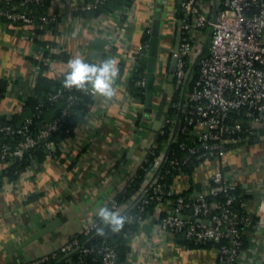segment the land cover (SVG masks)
Returning <instances> with one entry per match:
<instances>
[{"label":"crops","instance_id":"obj_1","mask_svg":"<svg viewBox=\"0 0 264 264\" xmlns=\"http://www.w3.org/2000/svg\"><path fill=\"white\" fill-rule=\"evenodd\" d=\"M76 1L50 0L48 11L58 18L51 30L0 18V77L9 80L0 99V116L11 118L23 113L25 99L42 71L40 64L48 66L43 74L49 78L63 77L69 70L68 61L76 56L95 63L114 58L118 67H124L122 71L119 68L113 97L92 93L85 117L74 126L71 136L59 142L57 157L33 161L16 180L4 179L0 186V264H23L48 256L73 235L82 236L99 207L117 198L137 173L150 153L156 123L168 115L179 117V109L170 112L177 92L168 80L180 34L179 0H135L134 5L131 2L114 10L85 14L72 11ZM151 5L155 7L152 15ZM126 8L131 12L125 13ZM157 12L161 19L159 46L168 51L159 53L152 112H147L144 102L135 97L131 100L128 85L133 62L142 54L145 33L151 35ZM194 46L208 53V31L198 32ZM58 50L67 56L52 57ZM164 71L168 72L165 82ZM135 114L138 116L134 118ZM260 131L262 137L233 146L219 159L198 164L192 175L178 173L172 183L192 194L220 169L248 196L243 208L257 216L264 213V126ZM138 190L120 203L131 207ZM156 211L147 213L130 234L125 260L120 264L223 263L216 248H187L177 235L164 233ZM41 230L43 233L35 236ZM245 232L251 261L244 264H264L263 228L254 226Z\"/></svg>","mask_w":264,"mask_h":264},{"label":"built area","instance_id":"obj_2","mask_svg":"<svg viewBox=\"0 0 264 264\" xmlns=\"http://www.w3.org/2000/svg\"><path fill=\"white\" fill-rule=\"evenodd\" d=\"M47 1L21 0V3L13 7H0V17L14 23L48 26V30H51L57 24V14L38 15L37 10L28 12L21 8L31 3L43 6ZM107 1L109 0H78L72 11H90ZM134 1H131L133 5ZM179 4L180 48L176 54L173 81L179 95V100L173 103V107L179 109V117L175 119L167 116L159 121L150 149L152 154L156 153V149H159V153L155 155L148 176L134 196L136 200L132 204L141 199L142 210L151 200L154 201L156 219L164 233L174 237L182 233L185 238L196 243L225 240L219 247H214L218 251L219 260L225 264H244L251 261V258L247 254L249 249L242 247L241 226L251 225L253 214L246 209L244 214H240L232 207L237 202L245 206L242 193H228L239 187L238 182L230 180L222 170L217 169L202 184L201 189L187 194L176 182L168 180L165 174L170 173L171 168H177L179 173L189 175L185 166H197L208 160L219 159L233 146L245 145L262 137L264 0H179ZM130 8H126L125 13L131 12ZM154 13L155 7L151 5L150 14ZM205 30L209 33L208 53H202L200 49L197 51L194 46L198 32ZM143 47L141 55L147 57L149 43ZM53 51L55 50L51 49ZM136 65L137 59L133 62L132 69ZM167 76L168 72L164 71L163 82L167 81ZM137 84L145 87L146 73ZM63 90L59 89L51 97L59 98ZM85 91L93 93L90 86ZM130 98L133 100L134 97L131 95ZM69 100L74 101V97L71 95ZM67 113L68 106L53 121L45 122L36 134L30 132L31 119L18 127L0 124L1 132L10 136H22L15 145L0 144V161L9 165L13 159H21L27 150L36 145L45 147L47 157H57L59 143L50 139V136L57 131ZM137 116L135 114L134 118ZM158 134L167 135V139L157 141ZM173 143L178 146L173 153L177 155L169 158L168 150ZM179 151L182 152L180 156ZM222 194L224 196L220 198ZM129 205L121 204L114 197L107 202V206L118 209L121 215ZM255 216L258 219L253 226L264 230V213L260 212ZM132 218L129 215L125 220L130 222ZM107 226L109 225L96 215L91 223L84 226L82 233L90 241ZM87 242L81 241L78 235H73L59 251L23 264H45L50 258L64 260L68 264H84V256L92 253L99 256L101 264H120L116 247L107 239L94 244ZM75 253L80 254L78 259L69 260Z\"/></svg>","mask_w":264,"mask_h":264},{"label":"trees","instance_id":"obj_3","mask_svg":"<svg viewBox=\"0 0 264 264\" xmlns=\"http://www.w3.org/2000/svg\"><path fill=\"white\" fill-rule=\"evenodd\" d=\"M89 1V0H86ZM132 0H109L101 5H99L96 9L90 10V11H80L77 13L85 14L88 12H99L102 9H110L114 10L115 8H118L122 4L129 5ZM50 0H48L43 6L36 5L35 3L28 4L27 6H22L21 8L28 11H36L38 12V15L40 14H48L50 15L48 11V3ZM21 3V0H12L9 2H2L0 3V7L2 8H10L14 5H17ZM1 19H6L4 17H0ZM7 20V19H6ZM11 22V21H10ZM39 23V22H38ZM44 26V25H43ZM48 27V26H45ZM150 33H145L144 36V42L147 43L149 40ZM66 55V52L61 51L58 53H53L52 57L54 58H64ZM93 62V61H89ZM95 63V62H93ZM146 65H147V58L143 55H140L137 59V65L134 67L132 74L130 76L129 80V88L131 95L135 97L136 99H139L141 102H145V87H142L137 84L138 80L143 78L145 76L146 71ZM41 66V72L36 76V82L33 88V92L25 99L24 104V111L22 114L14 115L11 118H8L6 116H0V124H10L12 126L18 127L25 123L27 119H31V122L29 124L30 132L33 134H36L39 130V128L45 123L53 121L57 116L61 114L64 108L68 106V113L65 116L64 121L61 123L57 131H55L51 136L50 139L54 140L57 144L64 138H67L73 134L74 126L82 120L90 105L92 104V93H86L83 89H66L62 83L63 77L60 78H49L43 74V70L46 69L48 66L46 64H40ZM120 71L124 69L123 65L119 66ZM9 84V80L6 77H0V99L5 95L7 90V85ZM59 89H64L62 95L57 98L53 99L51 96L56 93ZM74 97V101L70 102L69 97ZM179 100V95L176 94L175 101ZM177 107H173L170 109V112L177 111ZM172 115V114H171ZM169 116V115H168ZM22 136L15 135L10 136L0 131V144L3 143H9L11 145H15ZM167 139V135L165 134H158L157 141L162 142ZM177 144L173 143L169 148V158H173L176 149ZM172 149V150H171ZM156 153L152 154L149 153L146 157V160L143 163V166H140V168L137 170V173L132 178V181L129 183L130 185L127 186V188L120 193L116 200L118 202L123 201V199L129 197V195L137 189H140L143 179L146 178L147 174L149 173V169L152 166V163L155 159V155L159 153V149H156ZM173 151V152H172ZM57 153V150H56ZM178 153V152H177ZM182 152L179 151L178 156H180ZM47 157V150L43 145H36L29 150H27L23 157L19 160L13 159L9 165H6L0 161V186H2L4 179H10V180H16L22 172L27 170V168L33 163V161L41 162ZM196 165L192 164L191 166H185L184 169L189 172V174L192 175ZM164 171V170H163ZM179 173V170L177 168H171L170 173L165 174L166 178L172 182V178ZM135 192V191H134ZM229 194H239L242 193L241 189L238 187L235 191H229ZM243 200L247 198L248 196L243 194ZM224 194L220 196V198H223ZM142 200L139 199L138 202L128 209L125 210L123 216L127 217L131 215L133 218L132 220L126 221L124 219L123 226L119 229V231L115 232L113 228L109 225L103 230V232H100V234L96 235L95 239L90 241H84L87 242V244L90 243H96L102 239H107L111 244H113L116 247V250L118 252V259L119 263L125 260V255L128 251V245L127 240L129 239L130 234L134 233L138 227L141 220L144 219V217L147 215V213L152 212L155 209L156 203L154 201H150L149 204L146 205L144 209H140ZM234 209L239 211L240 214H244L245 208L240 205L239 202L234 203L232 206ZM258 218L253 215V223L249 226H241V239L243 241V248H247V238H246V230L253 229V225L256 222ZM80 235V236H79ZM80 240H85V236L81 234H78ZM177 238L180 242L184 243V245L187 246V248H194V247H219L221 244L225 243V240L221 241H208L205 243H196L193 242L187 238L182 233L177 234ZM80 254H72L69 257V260L76 261L78 259V256ZM84 264H101L100 258L97 254L92 253L84 256ZM45 264H68L64 260H56L50 258Z\"/></svg>","mask_w":264,"mask_h":264},{"label":"clouds","instance_id":"obj_4","mask_svg":"<svg viewBox=\"0 0 264 264\" xmlns=\"http://www.w3.org/2000/svg\"><path fill=\"white\" fill-rule=\"evenodd\" d=\"M69 70L65 72L63 85L65 88H77L100 93L111 98L115 95L114 82L119 75V67L114 58H108L99 63L89 62L82 56H76L68 61ZM97 215L113 230L118 231L125 217L118 209L107 205L99 207Z\"/></svg>","mask_w":264,"mask_h":264},{"label":"water","instance_id":"obj_5","mask_svg":"<svg viewBox=\"0 0 264 264\" xmlns=\"http://www.w3.org/2000/svg\"><path fill=\"white\" fill-rule=\"evenodd\" d=\"M179 14L181 15V6H179ZM160 13H156L151 29V35L149 38V48H148V57H147V65H146V85H145V111L152 112V100H153V93H154V86L157 78V67L159 61V53L168 51L166 48H161L159 46V33H160ZM180 48V39L175 43L174 46V56L172 57L171 64H170V74L168 80L173 82L174 80V72L176 70V63H177V53ZM156 124H160L158 121ZM44 230H41L35 236L43 233ZM34 236V237H35ZM31 261V260H30ZM222 264H225L223 262Z\"/></svg>","mask_w":264,"mask_h":264}]
</instances>
